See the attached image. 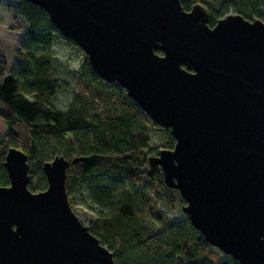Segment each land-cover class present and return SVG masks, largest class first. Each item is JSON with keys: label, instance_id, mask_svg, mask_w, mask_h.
Segmentation results:
<instances>
[{"label": "water", "instance_id": "obj_1", "mask_svg": "<svg viewBox=\"0 0 264 264\" xmlns=\"http://www.w3.org/2000/svg\"><path fill=\"white\" fill-rule=\"evenodd\" d=\"M26 1L171 130L175 148L149 164L179 189L204 239L241 264H264V21L229 13L210 27L203 7L185 11L181 0ZM6 154L0 264H115L69 204L65 155L43 162L48 186L33 192L28 154Z\"/></svg>", "mask_w": 264, "mask_h": 264}, {"label": "trees", "instance_id": "obj_2", "mask_svg": "<svg viewBox=\"0 0 264 264\" xmlns=\"http://www.w3.org/2000/svg\"><path fill=\"white\" fill-rule=\"evenodd\" d=\"M181 5L185 11L203 7L210 27L229 13L264 21V0H181ZM6 7L15 15L10 30L20 38L13 71L0 83V117L9 128L0 137V186L10 184L4 164L10 148L28 154L33 192L48 186L43 162L62 154L69 162V204L90 206L94 218L89 230L114 252L115 264H241L206 241L187 213L172 219L162 211L163 204L183 210L187 203L179 189L168 186L163 169L149 164L150 154L175 148L171 130L145 116L126 89L103 81L84 52L71 87L57 74L53 45L61 41L79 47L57 32L40 6L8 0ZM6 66L0 53V76ZM61 91L73 93L65 110L52 105ZM153 128L164 137L155 146ZM77 156L86 159L74 163Z\"/></svg>", "mask_w": 264, "mask_h": 264}, {"label": "rangeland", "instance_id": "obj_3", "mask_svg": "<svg viewBox=\"0 0 264 264\" xmlns=\"http://www.w3.org/2000/svg\"><path fill=\"white\" fill-rule=\"evenodd\" d=\"M8 0H0V53L7 58V66L6 71L2 76H0V83L3 84L7 76L13 71L14 64L16 62L15 52L16 45L19 41V34L17 32H13L10 29L13 27V18L15 15L10 13L7 10L6 3ZM20 26H22L23 30H26L27 25L22 17H18ZM54 48L56 51V60L55 67L57 70V74L59 77H63L66 81H68L69 85L73 86V76L78 74V70L81 68V64L84 61L85 56L82 55V49H77L76 47H68L63 44V42H55ZM85 54V53H84ZM87 57V55H86ZM88 60V57H87ZM73 93L72 91H61L58 92L52 99V105L57 109L62 110L66 109L70 102L72 101ZM158 126V125H156ZM162 127V126H160ZM163 128V127H162ZM8 124L0 117V137L8 131ZM153 142L152 146L160 144L163 142V133L161 130H157L153 128L151 130ZM160 151V150H159ZM159 151L152 153L157 154ZM73 208V207H72ZM162 211H165L167 215L172 219H181L185 216V211L180 208L170 209L166 204L161 205ZM73 211L76 215L80 217L82 222L89 226V222L94 218L92 214L93 211L90 206L83 204L78 201L77 205L73 208Z\"/></svg>", "mask_w": 264, "mask_h": 264}]
</instances>
